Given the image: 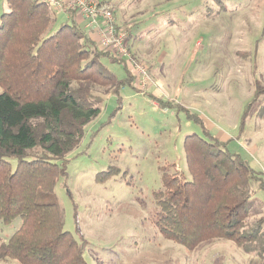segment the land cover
I'll return each instance as SVG.
<instances>
[{
    "label": "rangeland",
    "instance_id": "obj_1",
    "mask_svg": "<svg viewBox=\"0 0 264 264\" xmlns=\"http://www.w3.org/2000/svg\"><path fill=\"white\" fill-rule=\"evenodd\" d=\"M98 1L127 34L135 88L124 85L117 96L103 97L99 114L61 162L64 176L38 202L59 206L63 229L81 245L87 264H264V221L258 224L264 218V0ZM5 10L0 0V13ZM51 13L54 32L64 14ZM101 63L119 81L126 78L122 65ZM134 65L145 70V88ZM159 99L193 118L158 106ZM194 118L260 174L263 187L254 189L242 229L258 231L246 248L214 240L187 250L164 239L152 222L163 173L190 179L185 137L204 138ZM109 169L112 175L100 180ZM20 225L19 218L0 221L1 241Z\"/></svg>",
    "mask_w": 264,
    "mask_h": 264
},
{
    "label": "trees",
    "instance_id": "obj_2",
    "mask_svg": "<svg viewBox=\"0 0 264 264\" xmlns=\"http://www.w3.org/2000/svg\"><path fill=\"white\" fill-rule=\"evenodd\" d=\"M5 7L0 13V221L19 218L21 225L6 243L0 239V261L87 264L81 245L63 229L59 206L38 198L52 194L64 176L61 162L99 114L103 97L117 96L124 85L134 87L135 77L127 62L88 37L75 12L65 11L67 18L52 32L54 18L44 0H5ZM102 60L122 65L126 78L119 81ZM157 105L193 118L173 101ZM194 120L204 138L185 137L190 179L163 173L162 189L153 193L152 222L164 239L187 250L214 240L246 248L258 231L242 229L253 191L263 187L260 174ZM112 172L100 174V180Z\"/></svg>",
    "mask_w": 264,
    "mask_h": 264
},
{
    "label": "built area",
    "instance_id": "obj_3",
    "mask_svg": "<svg viewBox=\"0 0 264 264\" xmlns=\"http://www.w3.org/2000/svg\"><path fill=\"white\" fill-rule=\"evenodd\" d=\"M52 11H73L86 22V28L98 34V47L109 51L115 58L128 62L127 34L116 26L115 17L110 7L98 0H44ZM133 73L137 83L145 88L147 78L145 70L134 65Z\"/></svg>",
    "mask_w": 264,
    "mask_h": 264
},
{
    "label": "crops",
    "instance_id": "obj_4",
    "mask_svg": "<svg viewBox=\"0 0 264 264\" xmlns=\"http://www.w3.org/2000/svg\"><path fill=\"white\" fill-rule=\"evenodd\" d=\"M64 14V20L67 18V15L65 13ZM76 14V13H75ZM76 23L83 29L85 30V32L87 33L88 37L93 41L95 42L97 45H98V34L97 32H95L94 30H89L86 28V22L84 21V19L76 14L75 17H74Z\"/></svg>",
    "mask_w": 264,
    "mask_h": 264
}]
</instances>
